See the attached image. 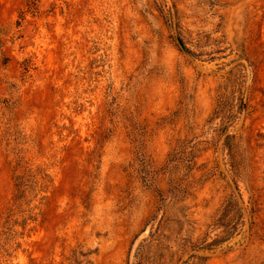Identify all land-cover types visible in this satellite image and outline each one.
<instances>
[{"label": "rangeland", "instance_id": "1", "mask_svg": "<svg viewBox=\"0 0 264 264\" xmlns=\"http://www.w3.org/2000/svg\"><path fill=\"white\" fill-rule=\"evenodd\" d=\"M0 28V264H264V0H0Z\"/></svg>", "mask_w": 264, "mask_h": 264}, {"label": "trees", "instance_id": "2", "mask_svg": "<svg viewBox=\"0 0 264 264\" xmlns=\"http://www.w3.org/2000/svg\"><path fill=\"white\" fill-rule=\"evenodd\" d=\"M2 31H3V29L0 28V34L1 35L3 34ZM3 61L6 62L7 58H3ZM15 181H16L15 187H16V190H17V194L15 196L14 201L15 202H20L24 198L25 191L30 186V184H28L29 180L25 179L23 176H16ZM33 184H34V182H33ZM34 187H36V185Z\"/></svg>", "mask_w": 264, "mask_h": 264}]
</instances>
